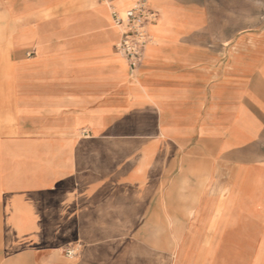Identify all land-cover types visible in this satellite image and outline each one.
I'll return each mask as SVG.
<instances>
[{"label":"crops","instance_id":"obj_1","mask_svg":"<svg viewBox=\"0 0 264 264\" xmlns=\"http://www.w3.org/2000/svg\"><path fill=\"white\" fill-rule=\"evenodd\" d=\"M137 1L0 0V264H264V0H147L132 71Z\"/></svg>","mask_w":264,"mask_h":264},{"label":"built area","instance_id":"obj_2","mask_svg":"<svg viewBox=\"0 0 264 264\" xmlns=\"http://www.w3.org/2000/svg\"><path fill=\"white\" fill-rule=\"evenodd\" d=\"M113 18L117 25L126 24L117 48L128 61L130 69L137 70L143 61L145 47L150 39L147 26L156 20V15L148 9L147 0H138L136 5L127 10L125 19L117 11L113 12ZM77 251V247H71L66 250L65 255L73 258Z\"/></svg>","mask_w":264,"mask_h":264},{"label":"rangeland","instance_id":"obj_3","mask_svg":"<svg viewBox=\"0 0 264 264\" xmlns=\"http://www.w3.org/2000/svg\"><path fill=\"white\" fill-rule=\"evenodd\" d=\"M137 4V3H136ZM135 4V5H136ZM113 10V9H112ZM127 11V10H126ZM126 11L125 10H121L120 12H119V14L121 15V17H123L124 19L126 18ZM210 14V16H211V18L212 19H214V20H216V21H219V12H212V13H209ZM114 25H115V27L118 29V30H120V32H122L123 30H125L126 29V24L125 25H117V24H115L114 23ZM149 26L150 25H148L147 26V29H148V31H149ZM155 28H157V27H155ZM159 28V27H158ZM16 31H17V34H18V31H22V28H16ZM212 33L213 34H217V35H219V26L217 27V28H213L212 29ZM134 77V76H133ZM136 77V76H135ZM161 239V240H164V241H166V239L168 238V237H153V236H145L144 237V240H145V242H147V243H153V240L154 239ZM75 247H77V255L75 256V257H73V258H68V257H66V255H65V253H64V255H62V258L63 259H65V260H67V261H73V260H76L77 258H78V256L80 255V249H81V246H78V245H76Z\"/></svg>","mask_w":264,"mask_h":264},{"label":"bare ground","instance_id":"obj_4","mask_svg":"<svg viewBox=\"0 0 264 264\" xmlns=\"http://www.w3.org/2000/svg\"><path fill=\"white\" fill-rule=\"evenodd\" d=\"M127 12V11H126Z\"/></svg>","mask_w":264,"mask_h":264}]
</instances>
